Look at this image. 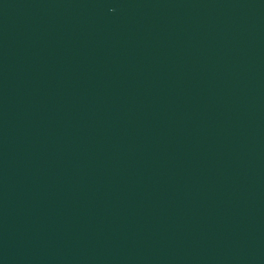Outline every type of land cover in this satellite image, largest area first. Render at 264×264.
I'll list each match as a JSON object with an SVG mask.
<instances>
[{
	"label": "water",
	"instance_id": "1",
	"mask_svg": "<svg viewBox=\"0 0 264 264\" xmlns=\"http://www.w3.org/2000/svg\"><path fill=\"white\" fill-rule=\"evenodd\" d=\"M0 264H264V0H0Z\"/></svg>",
	"mask_w": 264,
	"mask_h": 264
}]
</instances>
